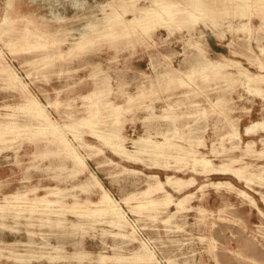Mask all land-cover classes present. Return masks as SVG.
<instances>
[{
  "label": "rangeland",
  "instance_id": "374dc122",
  "mask_svg": "<svg viewBox=\"0 0 264 264\" xmlns=\"http://www.w3.org/2000/svg\"><path fill=\"white\" fill-rule=\"evenodd\" d=\"M122 3L0 0V121L10 122L14 128L7 141L0 140V203L13 193L32 198L34 189L38 195L56 189L58 193L49 199L60 201L51 209L40 207L36 212L19 203L21 215L12 209L0 217V264H264V216L257 211L258 207L264 213V180L250 176L264 166V155L246 152L245 144L233 148L230 140L235 121L245 134V127L264 120V91L258 95L249 90L236 68L224 66L220 75L205 70L210 60L228 64L226 57L259 72L249 57L264 62V10L241 18L230 1L211 0L210 21L205 19L194 27L158 25L153 35H146L139 25L135 31L130 25L118 26L114 14L132 19V5L145 7L150 2ZM122 5L127 9H121ZM109 23L117 27L108 28ZM244 23L247 26L240 31ZM91 24H96L97 30ZM196 68L201 72H194ZM190 70L196 75H186ZM31 99L39 102L53 127L82 157L84 170L79 172L63 140L50 131L52 126L47 128L29 112ZM114 106L122 108L119 123L112 117ZM81 121L94 126H80ZM115 133L124 140L123 148L131 159L120 157L108 144ZM148 137L164 142L166 148L150 146L139 152L134 142ZM261 139L264 130L244 135L245 142ZM257 149H263L260 143ZM189 150L203 153L217 167L235 159L233 167L248 166L244 176L253 180L240 181L224 173L196 177L189 188L194 198L184 211L178 213L174 204L154 212L143 205L135 208L143 203L141 192L152 176L175 199L180 197L166 179L193 176L191 155L181 166L172 160ZM214 182L226 185H211ZM100 189L121 206L128 222L125 228L116 225L115 229L109 216L93 217L77 208L78 201H99ZM238 191L253 198L257 207ZM126 197L129 204L122 201ZM119 232L132 236L126 239ZM133 236L137 240H132ZM143 242L155 255L152 262L139 260L147 255ZM16 253H25L23 259L29 261L15 260ZM104 255L112 259L102 263L99 260Z\"/></svg>",
  "mask_w": 264,
  "mask_h": 264
},
{
  "label": "bare ground",
  "instance_id": "6f19581e",
  "mask_svg": "<svg viewBox=\"0 0 264 264\" xmlns=\"http://www.w3.org/2000/svg\"><path fill=\"white\" fill-rule=\"evenodd\" d=\"M116 1V0H115ZM123 3V5H125V3L127 1L132 2L133 0H121ZM150 2V4L148 6L145 7H135V4L132 5V8H134V17L132 19L129 20H125L120 14H114L115 16V20L118 21L117 24H120L118 26L125 25V27H128L130 25V27H132L131 29H133L135 31V26L139 25V31H141V27H144V31L146 32V35H153L155 33V30L157 28L158 25L160 26H165V28H170L171 26H173V23L177 24L179 27L183 25H185L187 27L188 24L194 26H197L201 21L204 22L205 19H210L209 15L212 12L211 9V0H148ZM230 1L231 5L237 7L236 9L238 10L239 16L241 18H245L249 16H252L254 10L257 12L264 10V0H228ZM118 3V2H117ZM228 4V3H226ZM111 5V4H110ZM121 6L123 10L127 9V7L125 6ZM112 6V5H111ZM131 7V6H130ZM226 9V8H225ZM116 11V10H114ZM125 12V11H124ZM228 12V11H227ZM126 14V13H123ZM213 16V15H212ZM180 17H183L182 20L180 19ZM113 18V17H112ZM180 19V20H179ZM112 20V19H111ZM111 20H109L111 22ZM107 21V22H109ZM113 21V20H112ZM182 21V22H181ZM210 21V20H209ZM116 23V22H115ZM112 24L109 23L108 24V28H112L116 25V24ZM181 23V24H180ZM248 23V22H247ZM264 24V23H263ZM107 25V24H106ZM213 25V24H212ZM96 24H91V28L93 27V29L95 30L96 28ZM175 26V25H174ZM177 26V28H178ZM247 26L246 23L242 24L238 29L240 31L244 30V28ZM259 26V25H258ZM261 26V25H260ZM102 27V26H101ZM117 27V25L115 26ZM122 27V26H121ZM262 27V26H261ZM137 28V27H136ZM175 28V29H177ZM92 29V30H93ZM104 29V28H103ZM107 29V28H105ZM126 29V28H125ZM174 29V28H173ZM179 29V28H178ZM261 29V28H260ZM97 30V28H96ZM110 30V29H109ZM238 30V31H239ZM102 31V30H101ZM121 31V30H120ZM126 31V30H123ZM142 31V32H144ZM248 31V30H246ZM252 31V30H251ZM122 32V31H121ZM133 32V31H131ZM244 32V31H243ZM249 32V31H248ZM112 32L110 31V34ZM128 33V32H127ZM101 34V33H100ZM103 34V33H102ZM107 34V33H106ZM114 34V31L113 33ZM139 34V33H138ZM171 34V33H169ZM128 35V34H126ZM124 34V37L126 36ZM134 35V34H133ZM142 35H144L142 33ZM111 36V35H110ZM109 35H107L106 37H109ZM130 36V35H129ZM117 37L119 38V36L117 35ZM123 37V36H122ZM145 37V35H144ZM151 37V36H150ZM23 38V37H22ZM114 38V37H113ZM112 38V39H113ZM128 38V37H126ZM125 38V39H126ZM142 38V37H141ZM140 38V39H141ZM106 39V38H105ZM121 39V37L119 38ZM144 39V38H143ZM109 40V39H108ZM261 40V39H260ZM262 41V40H261ZM260 41V42H261ZM83 44V43H82ZM76 46H80V44H75ZM261 45V44H260ZM190 46V45H189ZM198 46V44L196 45ZM193 47V46H192ZM190 47V48H192ZM263 48V47H262ZM196 49V47H195ZM200 50V49H199ZM198 52V51H197ZM261 56V55H260ZM224 61L227 62L228 64L224 65V63L222 64L220 61L218 60H210L208 61L209 63L208 66L205 68L206 72L207 69H211L214 70L215 74H219L220 75V70H223L222 68L224 66H230V69L232 68H236L238 70V74L240 77L245 78V82L246 85L248 86L249 90H254L256 93L258 92V95L261 91H264V88L262 86H264V62H262L260 59L258 58H250L249 57V61L250 64L254 65L256 64L259 69L258 73H253L251 71H249L246 67L243 66L242 62L239 60H233V59H227L226 57H224ZM201 65V63H200ZM199 65V67H200ZM204 64H202L201 66H203ZM198 66V65H197ZM206 66V65H205ZM2 67V66H1ZM194 67V66H193ZM226 68V67H225ZM4 71L6 70L5 68H3ZM199 69V68H198ZM201 69V68H200ZM203 69V68H202ZM8 70V69H7ZM197 68L193 69L194 72H196ZM191 71V70H190ZM200 70H197V72ZM204 71V70H203ZM202 71V72H203ZM209 72H211L210 70H208ZM189 72V71H188ZM201 72V71H200ZM205 72V71H204ZM4 73V72H3ZM213 73V72H211ZM191 74H195L192 71L190 73H187L186 75L190 76ZM209 74V73H208ZM185 75V76H186ZM196 75V74H195ZM201 75V73H200ZM204 75V74H203ZM160 76V75H159ZM163 76V75H162ZM184 76V77H185ZM193 76V75H192ZM202 76V75H201ZM206 76V75H205ZM209 76V75H208ZM214 76V75H213ZM180 77V76H179ZM217 77V76H216ZM168 78V77H167ZM181 78V77H180ZM201 78V77H200ZM203 78V77H202ZM13 79L16 80V77L13 76ZM169 79V78H168ZM186 79V78H185ZM190 79V78H189ZM194 79V78H192ZM205 79V78H204ZM207 79V77H206ZM11 80V78H10ZM169 80H172L171 78ZM174 80V79H173ZM178 80V78H177ZM181 80V81H180ZM179 81L182 82V79H180ZM187 80V79H186ZM224 80V79H223ZM178 81V83H179ZM207 81V80H206ZM220 81V80H219ZM228 81V80H227ZM177 82V81H176ZM193 82V81H192ZM203 82V81H202ZM14 83V82H13ZM157 83V82H156ZM191 83V82H190ZM158 84V83H157ZM165 84V83H164ZM171 84H173L171 82ZM181 84V83H180ZM185 84V83H184ZM20 85V84H19ZM161 85V84H160ZM168 85V84H167ZM183 86V84H181ZM180 85V86H181ZM186 85V84H185ZM229 85V84H228ZM208 86V85H207ZM153 87V86H152ZM157 87H159L157 85ZM169 87V86H168ZM230 87V86H229ZM209 88V86H208ZM247 88V87H246ZM190 89V88H189ZM197 89V88H196ZM215 89V87L213 88ZM208 90V89H205ZM142 91V90H141ZM201 92V91H200ZM143 94V92H142ZM93 95V94H92ZM151 95V94H150ZM183 96V95H182ZM184 96H188V95H184ZM149 97V96H147ZM152 97V96H151ZM169 99V98H168ZM219 100H221V98L218 97ZM28 101V100H27ZM132 101V100H131ZM216 101V100H215ZM223 101V100H222ZM97 102V101H96ZM206 102V101H205ZM219 102V101H218ZM221 102V101H220ZM129 103V101H128ZM215 103V102H214ZM224 103V101L222 102ZM28 104V103H27ZM26 104V105H27ZM100 104V103H99ZM207 104V102H206ZM29 105V104H28ZM197 105V103L195 104ZM208 105V104H207ZM220 105V104H219ZM218 105V107H219ZM95 106V105H94ZM93 107V106H92ZM98 107V106H96ZM111 107V106H110ZM194 107V105H193ZM214 107V106H213ZM217 107V106H215ZM28 108V107H27ZM171 108V107H170ZM178 108V107H177ZM220 108V107H219ZM121 107L119 106H114L113 108V113H112V117L114 118V120L116 122L119 123L120 121V111H121ZM213 109V108H212ZM217 109V108H216ZM28 110V109H27ZM169 110V109H168ZM204 110V109H203ZM25 112V111H24ZM29 112L40 122L44 123L45 126H47V128L52 126V130H50L53 134L58 135V137L63 140L62 142H64L65 144V148L67 150V152L70 154V156H72V158L74 159V161L76 162L77 166L79 167V172L84 170L83 169V159L82 157H80L75 151H73V149H71L70 147V143H68L67 141H65L64 138H62L61 134L56 130V127H53V123L51 118L44 112V110L42 109L41 105L39 104V102L35 99H31V103H30V107H29ZM205 112V111H204ZM203 112V113H204ZM229 112V111H228ZM234 112V111H233ZM166 113V112H165ZM198 113V112H197ZM111 114V113H110ZM153 114V113H152ZM151 115V114H150ZM195 115V114H194ZM201 115H203L201 113ZM90 116V115H89ZM204 116V115H203ZM202 116V117H203ZM206 116V114H205ZM220 116V115H219ZM100 117V116H99ZM109 117V116H108ZM152 117V116H151ZM166 117V116H165ZM170 117V116H169ZM168 118V117H167ZM97 119V118H96ZM164 119V118H163ZM224 119V118H223ZM83 120V119H82ZM94 120V119H93ZM180 120V119H179ZM92 121L89 120L88 122ZM85 121H81L78 123V125L80 126H88V127H93L94 125L92 123H88ZM173 122V120H172ZM196 122V121H195ZM198 123V122H197ZM10 122L7 121H0V140L1 141H7V137L10 135V133L13 132L14 128L12 126L9 125ZM18 124V123H17ZM96 124V123H95ZM171 124V123H170ZM96 127V126H95ZM229 127V126H228ZM231 127L233 128V133L230 134V140H232L233 142V148H238L240 145L245 144V148H246V152H254L255 154L259 155L263 154L264 155V139L259 140V142H255L253 141H244V135L246 134V136H250L253 133L257 132L258 130L262 131L264 130V120L262 121H256V122H252L251 125L245 127V134H242L240 129H239V121H235L234 123L231 124ZM43 128V127H42ZM230 128V127H229ZM46 129V128H45ZM50 129V128H49ZM206 130V128H204ZM48 130V129H47ZM170 129H168L169 131ZM174 130H177L176 128ZM231 130V129H230ZM167 131V132H168ZM232 131V130H231ZM101 132V131H100ZM178 132V131H177ZM15 133V132H14ZM118 133V132H117ZM117 133H115L114 135H112V139H105L107 140L108 144L112 147V149L114 150L115 153H117L120 157H126L127 159H131L132 156L127 154L125 149L123 148V139L120 135H118ZM176 133V131H175ZM36 134V133H35ZM167 134V133H166ZM165 134V135H166ZM182 135V134H181ZM16 136V135H15ZM19 136V134L17 135ZM111 136V135H110ZM185 136V135H184ZM226 136V135H225ZM228 137V136H226ZM20 137V136H19ZM100 137V136H99ZM150 137V136H149ZM148 138H139L137 141L134 142V145H137L138 151L139 152H144L146 151V149H148V147H154V149L157 148H166V144H164V142H153L150 141ZM108 138V137H107ZM110 138V137H109ZM172 138V137H171ZM183 138V136H182ZM229 138V137H228ZM18 139V138H17ZM151 139V138H150ZM181 139V138H179ZM222 139V138H221ZM101 140V139H100ZM168 140V138L166 139V141ZM177 140V139H176ZM165 141V140H163ZM178 141V140H177ZM200 141V140H199ZM14 142V141H13ZM229 142V141H228ZM167 143V142H166ZM169 143V142H168ZM257 143H260L263 147V149L261 151H259L257 149ZM106 144V143H105ZM184 144V143H183ZM168 149L173 148V145H168ZM193 146V145H192ZM235 146V147H234ZM152 147V148H153ZM180 147V146H179ZM203 147V146H202ZM177 148V147H176ZM223 148V147H221ZM150 149V148H149ZM174 149V148H173ZM182 149V148H181ZM192 149V148H191ZM180 150V148H179ZM193 150V149H192ZM151 151V150H149ZM160 152V151H159ZM185 152V151H184ZM175 153V152H174ZM181 153V152H180ZM177 156H174L172 158V160L174 159L175 164L178 166L180 164H183L185 161H187V156L191 155V160H192V171H193V176H190L191 178L184 180L182 178H180L179 176L173 175V176H168L167 177V184L172 188L173 192L177 195H179L180 197L178 199H175V197L173 196L172 193H170L169 191H167L165 189V185H163L157 177L152 176L150 178V182L148 184V186L141 192L142 195V199L144 200L143 203L137 205L139 207H135V208H140L143 205V208H151L153 209H168L169 206L171 204H174V208L176 209V211L178 213L184 211L186 209V204H188L193 198H194V194L190 193V186L194 185L195 182L197 181L196 177H212L214 175L217 174H231L232 176H234L235 178L239 179L240 181H252L253 179L251 177H247L244 176V172H246L248 166L246 167H241V168H235L233 167V164L236 162L235 159H231L232 161L230 162V164H223L219 167H217L215 164H213V160L205 155H203V153H200L199 151H196L195 153H193V151L189 150L187 154H180ZM213 154L215 152H212ZM68 154V155H69ZM151 154V153H150ZM157 155L161 156V155H165L166 153H162V154H158ZM170 154V153H169ZM178 154V153H177ZM152 155V154H151ZM254 155V154H253ZM155 157V155H153ZM158 156V157H159ZM166 156V155H165ZM170 158V157H168ZM71 159V160H73ZM157 160V159H156ZM165 160V159H163ZM190 160V161H191ZM157 162V161H156ZM166 162V161H163ZM155 164V163H154ZM157 164V163H156ZM167 164V163H166ZM165 164V165H166ZM188 164V163H187ZM164 166V165H163ZM162 166V167H163ZM167 166H169L167 164ZM172 166V165H171ZM181 166V165H180ZM185 167V165H184ZM177 169H179L177 167ZM175 170L176 172H179V170ZM166 170H170V169H166ZM223 174V175H224ZM250 176L255 177L257 179H261L262 181L264 180V166H259L258 167V171L255 174H250ZM260 180V181H261ZM259 181V182H260ZM264 182V181H263ZM93 183V182H91ZM211 185L213 186H225L226 184H217V183H211ZM229 188L230 185L228 184ZM206 186H202L201 189H203ZM50 191H48V193L46 195H38V189H34L32 190V194L33 197H29L28 194H22V193H13V194H9V195H5L3 198V203H0V217L2 218L3 216H5L7 213H9L10 210L14 209L16 210L17 214L19 212H21V207L19 205V203H23L25 205H27L30 208V212H36L40 207L45 208L46 210L51 209L52 205L54 206V204H56V206L60 203V201H54L49 199L50 196L52 195H56L58 192H54V190L56 189H49ZM101 191V198L99 199V201L94 202L90 199L85 200L83 202L78 201L75 202V204L79 205V207L77 206V208L81 211V213H89L91 216L96 217L98 215H102V216H109L111 218V223L115 225V229L117 228V226L125 228L126 225L128 224L127 220L125 219L124 215L121 214V206L119 205V203L110 195V193L104 189H100ZM239 194L241 196H243L244 198L248 199L249 203L254 206L257 207L256 202L253 198L249 197L246 193L244 192H240L238 191ZM132 196V195H130ZM56 197V196H55ZM134 198V197H133ZM132 198V199H133ZM61 200V199H60ZM64 200V199H63ZM264 200V197L263 199ZM122 201L125 204H129V199L123 198ZM142 202V201H141ZM58 203V204H57ZM89 206L93 207L92 209L89 208ZM134 208V207H133ZM25 210V209H24ZM40 210V209H39ZM62 210V209H59ZM67 210V209H66ZM65 210V211H66ZM73 210V209H72ZM123 210V209H122ZM138 210V209H137ZM142 210V209H141ZM43 211V210H42ZM63 211V210H62ZM69 211V210H68ZM66 211V212H68ZM149 211V210H147ZM156 211V210H155ZM257 211L259 212L260 215L264 216V213L261 211V209H259L257 207ZM48 212V211H47ZM77 212V210H76ZM151 212V211H150ZM154 212V210H153ZM176 212V213H177ZM43 213V212H42ZM46 213V212H44ZM75 213V212H74ZM16 214V213H15ZM20 214V213H19ZM25 214V213H24ZM31 214V213H29ZM34 215H36L35 213H33ZM51 214V213H49ZM139 214V213H138ZM21 215V214H20ZM40 215V213H39ZM43 215V214H42ZM54 215H56L54 213ZM78 215H82V214H78ZM77 215V216H78ZM141 215V214H139ZM85 216V215H84ZM83 216V217H84ZM89 216V215H88ZM18 217V216H17ZM80 217V216H79ZM90 217V216H89ZM88 217V218H89ZM152 217V216H151ZM158 217V216H157ZM20 218V216H19ZM97 218H101V217H97ZM149 218V217H148ZM264 218V217H263ZM23 219V218H22ZM29 219V218H28ZM91 219V218H89ZM153 219V217L151 218ZM41 220V219H40ZM39 220V221H40ZM86 220V217H85ZM101 220V219H100ZM125 220V221H124ZM168 220V219H167ZM45 221V220H44ZM43 221V222H44ZM80 221V220H78ZM169 221V220H168ZM58 222V221H57ZM18 223V222H17ZM49 223V222H48ZM110 223V225H111ZM30 224V223H28ZM26 224V225H28ZM32 225V224H31ZM109 225V226H110ZM30 226V225H29ZM2 227V226H1ZM17 227V226H16ZM114 227V226H113ZM130 227V226H129ZM4 228V227H3ZM121 228V229H122ZM10 230V229H9ZM119 230V229H118ZM17 231V230H16ZM14 231V232H16ZM133 231V230H132ZM131 233V232H130ZM118 235H120L121 237L124 238H129L130 235L132 236V233L129 234H124V233H117ZM134 235V232H133ZM135 236V235H134ZM131 237L132 240H137L136 237ZM45 241V240H44ZM46 242V241H45ZM136 242V241H135ZM4 243H2L3 245ZM38 244V243H37ZM6 245V244H5ZM25 245V244H24ZM22 245V246H24ZM48 245V244H47ZM143 252L145 250L147 255H141V259L139 260H143V261H148V262H152L155 259V255L148 250L147 246L145 245V243L143 242ZM58 246V245H57ZM43 247V246H42ZM56 250V249H55ZM54 250V251H55ZM138 250V249H137ZM136 250V251H137ZM140 250V249H139ZM2 252V251H1ZM42 252V251H41ZM53 252V251H51ZM56 252V251H55ZM58 252V250H57ZM139 252V251H138ZM23 254L25 253H16L13 256L15 257V260L20 261L21 263H24L26 261L25 258L23 259ZM2 256V255H1ZM48 256V255H47ZM80 256V255H79ZM85 256V255H84ZM44 257V256H43ZM56 257V256H54ZM140 258V255L138 256ZM11 258V257H10ZM29 258V257H27ZM136 258V257H135ZM134 258V259H135ZM84 259V258H83ZM112 259L111 257H106V255L102 256L101 259L99 261H101L102 263H105L106 261ZM16 261V262H17Z\"/></svg>",
  "mask_w": 264,
  "mask_h": 264
}]
</instances>
